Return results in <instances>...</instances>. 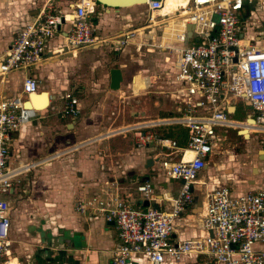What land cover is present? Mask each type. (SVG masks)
I'll return each mask as SVG.
<instances>
[{
  "label": "built area",
  "instance_id": "2783aa9c",
  "mask_svg": "<svg viewBox=\"0 0 264 264\" xmlns=\"http://www.w3.org/2000/svg\"><path fill=\"white\" fill-rule=\"evenodd\" d=\"M161 1L140 4L147 12V24L141 31L147 29L149 34L151 27H160L158 46L174 52L171 77L183 114L108 133L137 129L134 145L155 150L153 157L162 174L178 181L177 191L155 198L152 184L143 180L135 184V190L147 200L167 202L166 209L134 208L114 189L94 194L88 201L77 198L74 208L84 213L86 206L93 203L89 213H97L104 222L112 223L116 243L110 264H163L166 257L177 262L189 254L195 264H264V189L233 194L228 186L220 185L204 190L198 220L206 234L177 241L169 238L192 200L199 171L217 151L218 143L224 141L214 127L247 126L249 133L264 134V43L257 45L243 35L244 3L252 0H176L170 13L152 17ZM70 5L63 11L51 0H44L33 19L18 28L0 54V264H14L11 259L15 260L11 253L10 206L5 197L16 171L7 168L11 134L41 111L23 105L30 94L39 91L35 76L22 75L17 91L7 92L1 86L7 75L40 63L45 43L54 36L61 38L62 46L53 53L66 49L73 54L77 48L102 41L89 19L97 6L94 0H74ZM166 27L169 35L162 40ZM133 30L119 34L118 45H124ZM59 100L58 116L76 120V97L64 92ZM236 100L250 106L254 116L246 117H252L253 124L229 119L226 109L234 107ZM173 124L187 129L183 144L152 129Z\"/></svg>",
  "mask_w": 264,
  "mask_h": 264
},
{
  "label": "crops",
  "instance_id": "0c3cea01",
  "mask_svg": "<svg viewBox=\"0 0 264 264\" xmlns=\"http://www.w3.org/2000/svg\"><path fill=\"white\" fill-rule=\"evenodd\" d=\"M43 1L0 0V44L3 32L10 34V41L6 43L4 49L9 45L18 28L33 19ZM72 1L74 0H51L54 6L63 11L71 7ZM170 5L171 3L168 6ZM260 7L257 4L255 8L249 9L250 20L246 18L245 8L242 14L246 22L243 35L252 39L257 45L264 43V28L263 31L259 28L249 31L248 28L254 22L259 27L260 24H264V15L260 11ZM125 8L115 10L97 5L95 13L90 15L89 19L95 24V35L102 41L93 46L77 48L73 54L66 49L53 53L52 50L62 46L61 38L54 36L45 43L42 60L32 70L34 73L31 75L38 80V94L47 92L51 99H48L46 107L11 134L7 168L16 171L13 176V186L8 192L10 198L6 199L10 206L11 253L17 264H110L116 243L113 225L104 222L101 215L89 213L94 206L93 203L86 206L84 213L74 208L77 198L84 201L90 200L91 193L98 190L97 187L101 181L104 183V187L100 189V193L103 190L114 189L132 207L142 210L148 207L166 209L168 203L163 200L158 203L156 199H145L134 188L138 182L150 181L155 198H160V194L164 192L174 194L177 191L178 181L162 174L157 160L153 157L155 150L150 146L114 149L112 157L107 160H103L106 157L105 154L98 155V151H93L92 147L71 150L74 147H70V145L79 143L78 145L81 146L88 140L98 137V129L101 128L102 120H94L93 116L96 115V110L100 111V107L95 106L108 93L101 96L89 86L86 87L84 91L88 100L85 101V105L78 101V118L72 120L68 117L60 118L58 116L57 108L60 106V95L51 93L49 90H42L44 85L39 84L41 70L45 72L44 68L52 66L53 69L49 70L48 74L65 77L60 86V90L63 92L68 90L70 85L78 88L83 86L81 82L95 84L92 77L99 76V73L97 81H105L108 88V71L115 67L104 69L101 65L100 72V63L104 64L102 62L106 61L111 54L112 60L117 63L123 57L127 46L132 42L128 39L123 46L117 43L116 37L130 30V22L119 16ZM97 31L98 33H96ZM119 70L123 78V71ZM22 75L24 74L7 75L1 88L7 92L17 91ZM70 76L73 77V80L69 84ZM146 78L149 77L141 76L144 83L142 89L149 85L150 79ZM132 80L136 85L140 84L139 78L134 74L130 77L131 83ZM121 84L122 81L119 87ZM129 87L133 91L131 84ZM176 90V88L173 89L171 97L173 111L166 112L167 115H173V117L183 114L180 109L179 93ZM152 103L158 104V100H154ZM151 108L150 111L140 112L134 119H141V122L138 120V123H144L165 117L157 114V111L162 108ZM53 117H56L57 120H53ZM125 125L121 124L110 131ZM152 129L158 134L172 137L178 144H183L188 134L187 129L179 124L159 125ZM238 130L240 133L247 131L248 133L244 136L250 137L252 134L249 133L247 126ZM107 133L102 136L111 135V133ZM255 133L257 134L254 135L255 144L247 150L236 152L219 146L217 151L208 157L193 184L192 200L170 233V240L193 239L206 234L198 220L204 190L220 185L228 186L233 194L264 189V148L261 146L264 145V141H259L261 138L264 139V134L261 136L260 133ZM126 137L128 138V136ZM114 141L118 140L113 139L112 142ZM145 148L147 149L145 150ZM61 153L63 155L69 153V158L62 159V162L51 161L53 157ZM148 157H151L152 162L145 167ZM241 162L244 167L239 164ZM19 178L23 180L20 186L17 182ZM105 187L107 188L105 189ZM11 202H14L15 207L11 205ZM20 205H26L27 210L22 209V206L20 208ZM15 216L18 219L24 217L29 219L30 225L27 230L33 237L39 238L42 245L34 244L35 248L25 249L24 254L20 248H16L15 241L20 236L21 228L19 223H14ZM163 264L195 263L193 255L189 254L184 255L177 262L166 257Z\"/></svg>",
  "mask_w": 264,
  "mask_h": 264
},
{
  "label": "rangeland",
  "instance_id": "374dc122",
  "mask_svg": "<svg viewBox=\"0 0 264 264\" xmlns=\"http://www.w3.org/2000/svg\"><path fill=\"white\" fill-rule=\"evenodd\" d=\"M257 4L261 6L260 11L264 15V0H252L250 4L244 3L247 20H250L251 18V13L249 12V9L255 8ZM172 9L173 6L162 4V8L160 9L159 12L168 13V11H171ZM120 13H122L119 15L120 17L122 16L126 21L130 22V28H129L130 30L133 29L136 30L138 28H141L144 24H147L146 22L147 12L141 5H134L129 8H125ZM175 24H177V22ZM257 28L263 31L264 24H260L259 27L257 26L256 22H254L248 28V30L251 31ZM150 30H152V33L148 34L147 29H143L141 36H138L137 32L133 31L132 35H129L130 37L129 39L132 40V42L129 46H127V49L125 50L126 52L124 51L123 57H121L117 63H114V61L112 60V54L111 55L108 54L110 56H108V59L106 61L102 62L104 64L100 63V72L102 66L104 69L111 66L122 69L124 76L122 78V84L118 90H114V91L109 90L105 85V81L104 82L97 81V79H99L100 76L99 73V76L92 77V80L94 81L95 84H90L89 82L88 84L86 82H81L83 84V86H80L81 88L80 87L78 88L76 86L72 87L70 85L68 86L70 88L64 91V92H69L70 94L75 96L76 99L79 101V103H84V105H85V101L88 100L87 97L85 96L86 93L84 91L86 87L89 86L90 89H93L94 92L101 94V96H104L105 93H108V95L104 97L100 101V103H97L95 106V107H100V111L97 109L95 112L96 115H94L93 118L94 120L97 121L102 120L100 123L101 128L98 129L99 132L98 137L94 140H88L86 144H83L81 146L78 145L79 143L70 145V147H74L71 148V150L72 149L76 150L77 148L80 149V147L81 148L92 147L93 151L94 150L98 151V155L103 156V154H105L106 157H104L103 160H107L112 157L115 150H121L123 148H136V146L134 145L135 136L133 135L137 132V129H131V130L117 132L108 136H102L107 132H109L111 129L120 126L121 124L134 125L138 123V120L139 122H141V119H134V117L138 116L140 112L150 111L151 107L155 109L162 108L161 110L157 111V114L159 116L163 115L165 116L164 118L173 117V115H167L166 112L173 111V99L171 97H172L173 89L176 88V84H174V82L172 81L170 68H171V61L173 60L174 52L170 49H165L158 46V39L161 31L160 27L153 26L150 28ZM96 33H98V31ZM9 41H10V34H8L7 32L6 34H4L3 32L2 43L0 44V52L4 50L6 43H8ZM35 68L36 66L28 67L23 70L17 71L16 74L19 73V74L31 75L32 73H34L32 70H34ZM54 68H56V66H54ZM44 69L45 72H42L41 70L42 75L39 78V84L44 85L42 90L45 91L49 90L51 91V93L53 92L54 94L60 95L61 97L64 92L60 90V86H61V82L65 80V77L63 76L59 77L57 75L53 76L51 74H48V71L53 69L52 66ZM133 74L139 78L140 84L138 83V85H136V83H134L133 80L131 83L130 77ZM141 76H143L144 78L149 77L146 79L148 80L150 79L149 85L144 89H142L144 83L143 80L141 79ZM73 77L70 76L68 82L69 84L73 80ZM17 81L19 82V80ZM129 84H131V88L133 91H131ZM160 97L161 100H159ZM154 100H158V104H153L152 102ZM94 101L96 102V99ZM87 103L89 105V102ZM180 105L182 108L183 104L181 102ZM234 108L235 109L233 113L229 115V119L231 120L242 121L243 119H245L247 114L254 116L250 106L242 100H236L234 102ZM36 113L38 114L39 112L37 111ZM53 120H57V118L53 117ZM214 128L219 136L224 137V141L218 143V145L221 148L223 147L228 150L242 152L252 147L255 144L254 135H257L255 132H253L251 136L248 137L249 139L247 138L242 139V137H240L238 134V130H236V128L234 127L215 126ZM260 134L261 136L263 135L262 133ZM126 136H128V138ZM113 139H116L118 141L112 142ZM259 141L263 142L264 139L261 138V140ZM261 146L264 148V145ZM146 149L147 148H145V150ZM66 158H69V153L68 154L65 153L64 155L61 153L53 157L51 161L59 160L62 162L63 161L62 159H66ZM239 164L241 165V167H244V164L242 162ZM17 182L19 183L20 186L23 183V180L19 178ZM10 183H11L10 187L12 188L14 183L13 178L10 181ZM102 187H104V183L101 181L98 184L97 187L98 190L95 191V193H91V194L99 195L100 189ZM5 197L9 200L10 194H6ZM11 205L15 207L14 202H11ZM21 206L22 205H20V208ZM22 209L27 210L26 205H23ZM14 223L15 224L19 223L20 225L19 227L21 228L19 230L20 236L16 238L15 246L16 248H20V251H22L23 254L25 249L35 248L34 244H38V245L43 244L39 240V238L33 237L28 232L27 227L28 225H30L29 219L25 217L18 219L17 216H15Z\"/></svg>",
  "mask_w": 264,
  "mask_h": 264
},
{
  "label": "water",
  "instance_id": "95a60500",
  "mask_svg": "<svg viewBox=\"0 0 264 264\" xmlns=\"http://www.w3.org/2000/svg\"><path fill=\"white\" fill-rule=\"evenodd\" d=\"M146 0H94V3L96 5H100L102 7L108 8V9H119V8H125V7H131L133 5H140L143 4ZM108 88L110 90H118L119 89V85L120 82L122 81V76L120 73L119 68L115 67V68H110L108 71ZM46 92H41V94H44ZM47 94V93H46ZM48 104V97H46V102H45V107ZM23 105H29V100H25L23 102ZM230 108L232 110H230ZM228 111L229 114H232L234 111V107L233 106H229L226 109ZM245 123L247 124H253L254 120L252 117H246L245 118ZM238 134L242 135L244 138L245 136L243 134L240 133V130H238ZM248 136H246L247 138ZM152 160L151 157H148V159H146L145 161V167H147L149 164H151ZM110 224H112L110 222ZM210 234V233H209Z\"/></svg>",
  "mask_w": 264,
  "mask_h": 264
},
{
  "label": "bare ground",
  "instance_id": "6f19581e",
  "mask_svg": "<svg viewBox=\"0 0 264 264\" xmlns=\"http://www.w3.org/2000/svg\"><path fill=\"white\" fill-rule=\"evenodd\" d=\"M175 2H176V0H162L161 1L160 9L162 8V3H164L165 5H169L171 3V5L174 6V3ZM160 9L158 11H156V12H153L152 13V17H154L156 14H158V15H166L167 12L166 13H160L159 12ZM171 11H168V13H170ZM173 23H174V21H173ZM141 29L142 28H138V29L133 30V31H136L137 32V35L138 36H141V34H142ZM151 33H152V31H151ZM168 35H169L168 28L166 27V29H164V31L162 33V38L161 39L162 40H165ZM46 93H44V94H38V92H37V93L30 94L29 105H26L25 107L30 108V109H34V110H37V109H40L41 110V109H43L45 107L46 97L48 96V94H46ZM230 110H232V109L230 108ZM236 130H238V129H236ZM242 132H244V131H241V134H242ZM246 133H248V132L245 131L243 133V135L246 134ZM246 136H248V135H245V137ZM11 262L14 263V264L17 263V261L14 260V259H11Z\"/></svg>",
  "mask_w": 264,
  "mask_h": 264
},
{
  "label": "flooded vegetation",
  "instance_id": "af4514ba",
  "mask_svg": "<svg viewBox=\"0 0 264 264\" xmlns=\"http://www.w3.org/2000/svg\"><path fill=\"white\" fill-rule=\"evenodd\" d=\"M246 118V117H245ZM245 120V119H244ZM240 137H242V139H244V137L242 136V135H239ZM247 139H249L248 137H247Z\"/></svg>",
  "mask_w": 264,
  "mask_h": 264
}]
</instances>
